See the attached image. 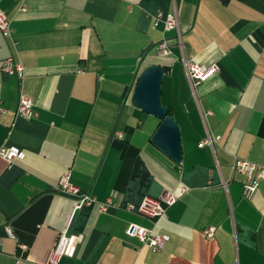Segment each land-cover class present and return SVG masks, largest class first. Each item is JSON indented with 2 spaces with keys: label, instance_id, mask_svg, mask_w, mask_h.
I'll return each instance as SVG.
<instances>
[{
  "label": "crops",
  "instance_id": "obj_1",
  "mask_svg": "<svg viewBox=\"0 0 264 264\" xmlns=\"http://www.w3.org/2000/svg\"><path fill=\"white\" fill-rule=\"evenodd\" d=\"M0 10L12 30L0 32V59L23 65L21 76L0 69V145L25 151L0 156V264H46L61 230L76 239L60 264H264V0H0ZM159 10L176 12L177 30L153 26ZM162 38L168 55L155 50ZM182 56L217 70L192 86ZM150 64L163 69L179 162L151 141L160 118L132 101ZM20 93L33 116L15 114ZM235 158L259 166L250 198ZM65 172L94 200L76 208L55 191ZM168 189L177 198L160 217L126 209ZM130 222L168 240L152 250L126 234Z\"/></svg>",
  "mask_w": 264,
  "mask_h": 264
},
{
  "label": "built area",
  "instance_id": "obj_2",
  "mask_svg": "<svg viewBox=\"0 0 264 264\" xmlns=\"http://www.w3.org/2000/svg\"><path fill=\"white\" fill-rule=\"evenodd\" d=\"M159 22H162L164 31L178 29V19L175 11L167 13H163L160 10L157 11L153 15L152 24L153 26H156ZM0 32L3 36H10L12 33L9 20L2 10H0ZM177 45L180 48L182 47L179 36L177 38ZM168 47L169 43L166 38H162L155 44V50L158 54L168 55L170 52ZM181 61L192 86L205 80L217 70L216 64L200 63L193 60L191 56H182ZM0 69L21 76L23 65L20 62L14 61L11 57H6L0 59ZM4 111L5 109L0 105V113ZM15 114L27 118L33 116V101L28 95L23 93L19 94ZM117 135L119 136L120 133L117 132ZM215 139H218V136H215ZM211 141L212 140L209 136H204L199 141V144L211 145ZM0 156L11 162L13 159L24 158L25 151L17 145L3 143L0 145ZM231 166L234 171L240 173L243 177L241 182L242 196L250 198L258 188V180L261 176L259 166L255 162L245 158H235ZM53 189L62 194L74 197L76 208L94 200L88 192L81 190L79 186L71 183L69 181V175L66 172L59 176ZM180 191H185V187H182ZM176 198L177 194L168 189L164 190L157 197L145 195L137 205L132 203L127 204L126 209L129 211L134 210L137 214L152 219L164 215L166 207L172 204ZM110 204H112V201L106 199L103 202H99L98 207L99 209L104 210ZM5 230L9 236L14 237L9 225H5ZM213 230V226H207L204 228L203 233L206 237H210L213 235ZM125 232L128 236L137 238L142 244L147 245L155 251L160 250L168 240L167 234L155 232L151 228L135 222H130L126 226ZM75 239L74 236L68 234L65 230H61L57 235L46 264H60L62 257L71 252ZM21 246L25 247L24 244H21ZM16 264H20L19 259L16 260Z\"/></svg>",
  "mask_w": 264,
  "mask_h": 264
},
{
  "label": "water",
  "instance_id": "obj_3",
  "mask_svg": "<svg viewBox=\"0 0 264 264\" xmlns=\"http://www.w3.org/2000/svg\"><path fill=\"white\" fill-rule=\"evenodd\" d=\"M163 69L159 64H150L137 76L132 91L134 105L143 111L157 116L160 122L151 136V141L173 161L181 158L179 126L168 112L169 108L160 100V83Z\"/></svg>",
  "mask_w": 264,
  "mask_h": 264
},
{
  "label": "trees",
  "instance_id": "obj_4",
  "mask_svg": "<svg viewBox=\"0 0 264 264\" xmlns=\"http://www.w3.org/2000/svg\"><path fill=\"white\" fill-rule=\"evenodd\" d=\"M168 112H169V110H168Z\"/></svg>",
  "mask_w": 264,
  "mask_h": 264
}]
</instances>
